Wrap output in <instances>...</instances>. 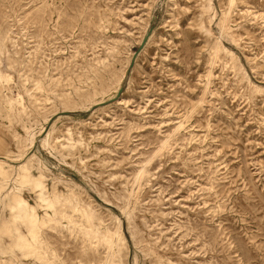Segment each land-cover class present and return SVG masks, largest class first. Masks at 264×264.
<instances>
[{
	"label": "rangeland",
	"instance_id": "obj_1",
	"mask_svg": "<svg viewBox=\"0 0 264 264\" xmlns=\"http://www.w3.org/2000/svg\"><path fill=\"white\" fill-rule=\"evenodd\" d=\"M206 2L0 0V264H108L117 230L114 264H264V0Z\"/></svg>",
	"mask_w": 264,
	"mask_h": 264
},
{
	"label": "bare ground",
	"instance_id": "obj_2",
	"mask_svg": "<svg viewBox=\"0 0 264 264\" xmlns=\"http://www.w3.org/2000/svg\"><path fill=\"white\" fill-rule=\"evenodd\" d=\"M206 10L209 11L213 8V3L212 0H207L206 2ZM226 49V48H224ZM225 51L229 52V49H226ZM231 53V52H230ZM231 55H233L231 53ZM236 64L239 66L240 69H243V64L242 62L238 59L236 60ZM245 73V72H244ZM246 74V73H245ZM247 78L249 79V75H247ZM251 83V81H250ZM252 87V86H251ZM1 165V164H0ZM23 169H25L24 173L20 175L21 179H29L30 175L28 173L29 168L22 166ZM28 168V169H27ZM147 170V169H146ZM3 171L1 166H0V173L3 174ZM144 170L140 171L137 175V179H140ZM43 176H40L39 178L34 179V186L39 190V199L45 203L46 208L53 209V211L58 214V218L53 219L55 222H59L61 219H68L70 220L71 216L67 215L63 211L64 208H66L67 205L72 206L71 209L73 208L74 211H79L78 213L83 216L85 222L88 223L89 229L86 231L88 234H91V228L94 226L93 219H94V213L90 209H85L84 208H79L78 203L74 202V204L69 203L67 198H62V194L60 195H55L53 198H46L45 192H46V187L43 182ZM70 206H68L70 208ZM11 210L13 211V216L18 217L24 222H26L27 226V231H28V236L22 233H19L18 235V245L20 247L24 248H29L32 250V252H37L38 254L41 255V248L44 245V241L40 238V231H39V226L41 223L49 222L51 221V213L46 210L43 214V217H40L38 214L35 213L34 207L29 206V204L23 199V198H17L16 202L13 206H11ZM82 218V217H81ZM74 220V219H73ZM73 220H70L71 222ZM75 222V221H74ZM76 224V223H75ZM90 236V235H89ZM98 232L94 234V237H98ZM104 243L108 246L109 252L107 253L106 257V263L108 264H114L113 262V257L114 255V248L115 245H117L118 241L123 240V236L119 233V230L116 232L110 234L109 236H103ZM43 256V255H42ZM45 256V255H44ZM44 258V257H42Z\"/></svg>",
	"mask_w": 264,
	"mask_h": 264
}]
</instances>
